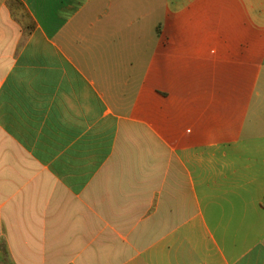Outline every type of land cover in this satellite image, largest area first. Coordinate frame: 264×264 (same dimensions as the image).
Segmentation results:
<instances>
[{
	"label": "crops",
	"instance_id": "obj_1",
	"mask_svg": "<svg viewBox=\"0 0 264 264\" xmlns=\"http://www.w3.org/2000/svg\"><path fill=\"white\" fill-rule=\"evenodd\" d=\"M219 6L0 0V264H264V96L190 43Z\"/></svg>",
	"mask_w": 264,
	"mask_h": 264
},
{
	"label": "rangeland",
	"instance_id": "obj_2",
	"mask_svg": "<svg viewBox=\"0 0 264 264\" xmlns=\"http://www.w3.org/2000/svg\"><path fill=\"white\" fill-rule=\"evenodd\" d=\"M215 1L220 6L215 11L213 19L189 22L190 31H194L193 37L190 38V43L194 47L202 50L203 46L206 47L214 40L216 45L213 50H220L219 58L214 55L213 60H204L209 66H215L210 74L206 71L207 85L209 81L211 92L227 100L230 94H225L224 85L246 79L250 81V91L247 90V95L264 96V0ZM197 29H202L203 33L200 31L197 33ZM212 29L218 33L216 39L210 36ZM161 36V41H167L171 51L179 48L180 40L173 29L165 31V28H162ZM239 42H242V45L237 47ZM245 50H253L252 61H248V51ZM231 65L236 66L235 74L233 72L235 68L230 67Z\"/></svg>",
	"mask_w": 264,
	"mask_h": 264
}]
</instances>
